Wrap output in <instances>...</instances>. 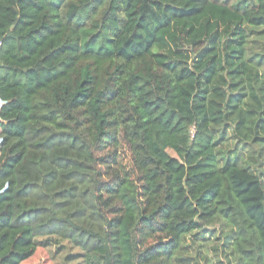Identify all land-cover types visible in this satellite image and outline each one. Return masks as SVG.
<instances>
[{"label": "trees", "instance_id": "1", "mask_svg": "<svg viewBox=\"0 0 264 264\" xmlns=\"http://www.w3.org/2000/svg\"><path fill=\"white\" fill-rule=\"evenodd\" d=\"M52 246L264 264V0H0V264Z\"/></svg>", "mask_w": 264, "mask_h": 264}, {"label": "rangeland", "instance_id": "2", "mask_svg": "<svg viewBox=\"0 0 264 264\" xmlns=\"http://www.w3.org/2000/svg\"><path fill=\"white\" fill-rule=\"evenodd\" d=\"M48 255L54 259L55 264H79L77 259H67L71 254V248L66 247L62 250H57L55 246L49 247ZM214 257V256H213Z\"/></svg>", "mask_w": 264, "mask_h": 264}]
</instances>
